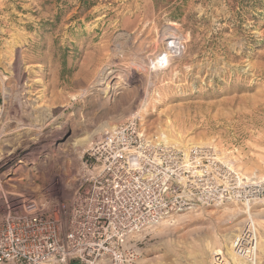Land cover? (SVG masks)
I'll return each instance as SVG.
<instances>
[{
    "label": "rangeland",
    "instance_id": "1",
    "mask_svg": "<svg viewBox=\"0 0 264 264\" xmlns=\"http://www.w3.org/2000/svg\"><path fill=\"white\" fill-rule=\"evenodd\" d=\"M0 102V223H66L85 150L131 117L264 181V0H0ZM248 224L264 264V200L182 212L128 244L137 264H233Z\"/></svg>",
    "mask_w": 264,
    "mask_h": 264
},
{
    "label": "built area",
    "instance_id": "2",
    "mask_svg": "<svg viewBox=\"0 0 264 264\" xmlns=\"http://www.w3.org/2000/svg\"><path fill=\"white\" fill-rule=\"evenodd\" d=\"M3 105L0 102V117ZM68 220L35 213L0 223V264H137L129 243L160 221L200 207L264 200V181L246 178L214 148L144 136L137 117L106 129L82 157ZM256 232L246 225L233 254L254 264ZM135 245V243H134ZM213 264H232L222 252Z\"/></svg>",
    "mask_w": 264,
    "mask_h": 264
},
{
    "label": "bare ground",
    "instance_id": "3",
    "mask_svg": "<svg viewBox=\"0 0 264 264\" xmlns=\"http://www.w3.org/2000/svg\"><path fill=\"white\" fill-rule=\"evenodd\" d=\"M171 43H173V42H171ZM174 45V44H173ZM173 48V47H172ZM171 47H168V52H172L173 53V51L171 50L172 49ZM167 53V52H166ZM171 55V54H170ZM159 61V60H158ZM70 97V96H69ZM159 135V134H158ZM157 138V137H156ZM159 138H161L162 140H163V142L164 143H170L169 142V139H167L166 138V136L165 135H163V134H161L160 135V137ZM156 141H160V139L159 140H156ZM180 141V140H179ZM175 142H178V141H176L175 140ZM174 144H177L178 146L180 145V146H186V144L187 145H190V144H192V142H187V143H180V144H178V143H174ZM198 144H206L205 142H199ZM219 159H221L222 161H224L226 164H228L230 167H232L228 162H226L223 158H222V156L221 157H219ZM233 168V167H232ZM247 179H248V177H246ZM251 179L252 180H254V179H257V178H254V177H251ZM261 181V180H260ZM256 244H257V241H256ZM233 245V244H232ZM220 252H218L217 254H219ZM227 253L230 255V257L232 258V260L234 261V263L233 264H242L240 261H239V259H237L236 258V256L234 255V254H232L231 253V251H227ZM255 258H256V255H255Z\"/></svg>",
    "mask_w": 264,
    "mask_h": 264
}]
</instances>
